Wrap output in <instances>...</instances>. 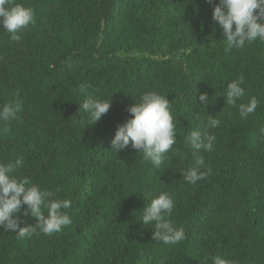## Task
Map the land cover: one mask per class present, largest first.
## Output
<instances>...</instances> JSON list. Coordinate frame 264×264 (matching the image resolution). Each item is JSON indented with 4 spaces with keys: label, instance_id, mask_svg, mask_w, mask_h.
<instances>
[{
    "label": "trees",
    "instance_id": "trees-1",
    "mask_svg": "<svg viewBox=\"0 0 264 264\" xmlns=\"http://www.w3.org/2000/svg\"><path fill=\"white\" fill-rule=\"evenodd\" d=\"M15 3L34 10L35 24L17 33L19 42L0 24V111L16 98L22 105L16 119L0 120V164L23 157L12 175L70 201L62 211L72 223L23 239L0 227V264H213L217 255L264 264V40L225 53L213 20L219 0ZM241 76L245 95L230 106L227 85ZM148 91L171 103L176 126L159 167L131 142L112 150L117 126L132 118L127 109ZM252 97L258 107L243 118L239 105ZM87 98L112 100L94 125L80 105ZM209 115L220 124L209 130L213 150L200 154L201 171H212L188 183L185 138L203 133ZM162 192L174 200L168 219L185 229L174 245L154 241V222L142 221ZM26 207L21 227L38 222L23 216Z\"/></svg>",
    "mask_w": 264,
    "mask_h": 264
},
{
    "label": "clouds",
    "instance_id": "clouds-1",
    "mask_svg": "<svg viewBox=\"0 0 264 264\" xmlns=\"http://www.w3.org/2000/svg\"><path fill=\"white\" fill-rule=\"evenodd\" d=\"M207 2L212 4L213 0H207ZM213 20L223 29L226 40L225 53H230L233 48H243L246 42L251 44L257 38L264 40V0H219L218 4L213 5ZM0 24L11 34L13 41L19 42L22 37L17 33L35 24L34 10L15 3V0H0ZM242 83L241 76L227 85L226 103L228 105L235 106L237 101L245 95L244 89L240 86ZM79 91L87 92V86L82 84ZM208 99L207 93L199 96L205 109H207ZM111 104L112 100L87 98L80 105L89 114L91 125H94L109 111ZM170 104L164 96L156 92H145L140 102H136L134 106L127 109L132 118L117 126L115 137L111 142L112 150L118 153L126 149L131 142L133 149L143 153L145 161L151 160L154 166L159 167L165 154L177 142L176 126ZM257 107L258 100L252 97L247 104L239 105L240 116L246 118L254 113ZM21 108L19 98L5 104L0 111V120L7 122L16 119ZM219 124L218 119L209 115L203 133L193 130L186 136L185 143L189 144L193 150L192 166L182 172L188 183L194 184L211 174V168L201 171L205 160L200 153L213 150L216 137L209 130L217 128ZM3 131L9 132L10 129L5 127ZM22 163L23 157H20L14 164H0V227H3L5 231L17 233L20 239L41 233L51 236L60 232L63 226L72 223L69 215L62 211L70 207V201L53 199L52 192L41 191L30 178H18L12 175ZM23 205L27 206L23 209L24 217L31 215L37 218L38 222L34 226H20L23 221L18 213L21 212ZM42 208L47 209V215L43 213ZM173 208L174 200L169 193L162 192L157 198L152 199L144 210L143 224L151 225L154 222L152 236L154 241L174 245L186 239L185 229L175 227L168 219ZM140 255L143 257L144 253L141 252ZM212 259L213 264H236L235 261L221 258L219 255ZM206 260L207 258H205V264Z\"/></svg>",
    "mask_w": 264,
    "mask_h": 264
}]
</instances>
